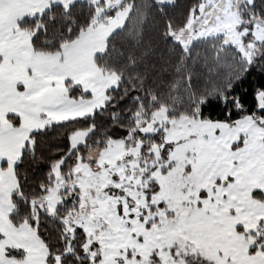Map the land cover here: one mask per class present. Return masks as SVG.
Instances as JSON below:
<instances>
[{
    "label": "snow or ice",
    "instance_id": "obj_1",
    "mask_svg": "<svg viewBox=\"0 0 264 264\" xmlns=\"http://www.w3.org/2000/svg\"><path fill=\"white\" fill-rule=\"evenodd\" d=\"M0 264H264V0H0Z\"/></svg>",
    "mask_w": 264,
    "mask_h": 264
},
{
    "label": "trees",
    "instance_id": "obj_2",
    "mask_svg": "<svg viewBox=\"0 0 264 264\" xmlns=\"http://www.w3.org/2000/svg\"><path fill=\"white\" fill-rule=\"evenodd\" d=\"M181 2H182V3H187V2H188V0H181Z\"/></svg>",
    "mask_w": 264,
    "mask_h": 264
}]
</instances>
